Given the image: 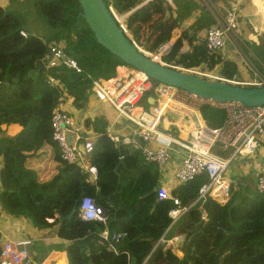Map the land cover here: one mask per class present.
<instances>
[{"label":"trees","instance_id":"16d2710c","mask_svg":"<svg viewBox=\"0 0 264 264\" xmlns=\"http://www.w3.org/2000/svg\"><path fill=\"white\" fill-rule=\"evenodd\" d=\"M144 1L103 0L118 14L130 12L125 18L126 27L134 42L149 53H156L169 43L173 29L192 20L161 60L185 69L200 65L213 69L219 65L227 78L237 74L233 63L209 53L203 45L193 44L199 32L214 24L206 10L195 15L201 8L200 1L170 0L169 4L166 0H150L140 6ZM27 2L49 27L43 38L28 35L22 27L21 14L13 12L10 5L0 6V126L17 124L22 128L14 138H0V212L61 240L60 248L66 253L68 264H129L131 257L138 264L147 257L145 264H264V196L255 190L253 193L239 186L231 190L224 204L205 199L191 206L181 233L187 239L193 234L195 224L201 220L199 205L207 222L202 223L197 237L181 249L183 257L179 259L164 245L154 248L171 224L168 212L173 208L170 201L157 198L159 173L155 165L126 146L116 148L107 136L108 122L104 118L84 121L85 128L97 137L89 158L97 171L95 184L78 167L60 159L50 126L58 98L68 95L74 99L75 108L82 109L91 93L92 81L112 79L116 67L125 65L97 44L81 16L75 25L81 11L76 0ZM20 31H26V38ZM182 41L190 47L185 54L179 53ZM50 44L62 46L80 72L60 66L28 75ZM254 55L264 63V49H255ZM47 75L57 81V87L46 84ZM156 85L151 81L152 89L140 100L144 108L149 107L145 99L154 96ZM199 112L211 128L223 123L221 110L202 106ZM44 145L54 149L59 167L50 180L39 182L34 171L20 164L17 151L35 154ZM120 157L124 165L116 174L113 169ZM206 179L205 174L197 176L175 187L171 195L182 206H189ZM83 197L92 198L104 208L109 234L125 232V238L116 244L103 241L99 237L105 229L101 222L80 220L77 207ZM73 208L72 219H59L58 210L66 216Z\"/></svg>","mask_w":264,"mask_h":264},{"label":"built area","instance_id":"2783aa9c","mask_svg":"<svg viewBox=\"0 0 264 264\" xmlns=\"http://www.w3.org/2000/svg\"><path fill=\"white\" fill-rule=\"evenodd\" d=\"M207 4L209 0H201ZM234 0L230 4L209 9L214 24L203 29L196 36L194 45H203L206 50L221 60L240 62L249 66L253 58L263 69V73L254 68L253 76L234 75L227 78L221 74L219 65L209 69L207 65L185 69L179 64L165 63L161 60L171 48V42L161 46L156 53H145L140 50L125 24L130 13L118 14L113 6H107L108 12L122 33L145 56L153 61L200 78L219 81L245 87H261L264 85V63L249 49L241 46L236 35L241 15L240 3ZM170 4V0H166ZM147 3L144 1L140 6ZM138 6V7H140ZM132 12V11H131ZM200 13V9L197 10ZM19 34L26 38V33ZM245 49V50H244ZM190 47L183 46L179 53L185 54ZM246 51V52H245ZM43 69L48 70L64 66L79 73L76 61L67 56L62 46L50 44L41 59ZM126 73L104 80H93L91 94L100 107H109L115 112L116 121L123 122L125 134L107 128V136L116 148L126 146L138 152L147 163L154 164L160 177L172 176L177 186L192 181L197 176L206 175V182L200 186L195 202L182 206L177 197L171 195L166 183H159L158 200H168L173 208L168 217L171 224L185 215L189 208L197 202L210 199L224 204L237 184L228 175V170L236 160L250 161L254 176V190L264 196V105L248 107L240 102L218 103L190 94L176 87L158 84L153 90L149 107L139 106L140 100L152 89L151 80L143 71L124 66ZM261 69V70H262ZM258 74H257V73ZM45 82L50 87H57V81L46 76ZM146 97V100H148ZM148 102V101H147ZM74 99L68 95L58 98L57 106L51 116V139L56 144L60 159L68 165H75L83 176L92 184L97 181V171L90 165L89 158L97 137L87 130L83 121L77 122L70 115L68 108ZM209 106L224 112L223 123L215 128L206 125L200 115V108ZM122 159V157H120ZM201 219L207 222L206 214L201 210ZM78 218L85 222H101L105 229L99 235L101 240L116 244L125 238V232L109 234L106 228L107 215L104 208L90 197H83L77 207ZM49 223L52 220H47ZM163 237V236H162ZM162 237L159 242H162ZM36 239L23 237L0 242V264H34L33 248ZM145 259L143 264H145ZM59 257L48 264H59Z\"/></svg>","mask_w":264,"mask_h":264},{"label":"crops","instance_id":"0c3cea01","mask_svg":"<svg viewBox=\"0 0 264 264\" xmlns=\"http://www.w3.org/2000/svg\"><path fill=\"white\" fill-rule=\"evenodd\" d=\"M201 7L206 6V11H209L212 7H219L223 4H230L234 0H209L207 4H203V1L199 0ZM240 10L241 15L239 19V27L236 35L241 41V46L247 47L250 52L254 54L255 49H264V0H242L240 3ZM211 15V13H210ZM212 16V15H211ZM213 18V17H212ZM192 20L187 21L185 25H180L179 28H175L171 31V40L170 42H176L178 39L181 38L185 28L190 25ZM26 30V29H25ZM28 31V30H26ZM30 33V32H29ZM197 36V35H196ZM196 40V38H195ZM186 42L182 41V47L187 46ZM237 68L236 75H247L246 68L240 62H232ZM257 64V70L259 71L262 67ZM241 65V66H240ZM245 69V70H244ZM116 75L123 76L126 73L124 66H117L116 67ZM252 72L251 69H248ZM253 73V72H252ZM252 76V75H251ZM116 77V76H115ZM146 101V99H145ZM148 103H150V99L148 98ZM143 101L139 103V106H142ZM68 111L71 116L75 115L77 118H80L78 122H81L86 119H94V118H104L108 122V128L112 127L115 131H120L118 134H125L128 132V129L123 128V122L120 120H115V112L112 111L109 107H100L98 106L97 102L95 101L94 97L90 93L88 96L87 102L84 104L82 109L77 110L74 105L68 108ZM0 129L2 131L0 138L3 137H10L14 138L17 136L22 128L17 124H10V125H1ZM264 146V145H261ZM55 151L48 145H44L40 148V150L35 154H25L28 157L23 162L24 167L28 170H32L35 172L37 179L39 182H46L50 180L52 176H54L57 171L59 164L54 160ZM30 162V163H29ZM247 161L238 160L232 163L230 169L228 170V175L235 180L237 184V188L242 187L245 189H249L254 193V176L252 174V166H250ZM29 164V165H28ZM1 167V166H0ZM159 183H166L168 190L172 192V190L177 187L176 182L174 181L172 176L168 177H160L159 175ZM7 216L4 213H0ZM9 217V216H8ZM11 219V218H10ZM16 222H22L19 219L15 220ZM186 224L185 215L181 216L175 223L170 224L169 227L166 229L165 233L162 237V242L159 241L154 246L157 245H164L165 248L169 249L177 258L181 259L183 257V253L181 249L183 247H187V238L186 236L181 233L182 226ZM33 228V227H32ZM34 229V228H33ZM200 232V229H199ZM4 236V235H3ZM2 236V237H3ZM0 238V242L2 240H11L19 238L17 235H11L9 238ZM55 238L59 243L63 244L61 240ZM55 251L51 254H48L40 264H48L50 261L53 262L55 259L51 260L54 256H59V264L65 261L68 264L67 255L64 251L55 247ZM34 264L36 263V258L33 256Z\"/></svg>","mask_w":264,"mask_h":264},{"label":"water","instance_id":"95a60500","mask_svg":"<svg viewBox=\"0 0 264 264\" xmlns=\"http://www.w3.org/2000/svg\"><path fill=\"white\" fill-rule=\"evenodd\" d=\"M76 1L81 11L78 14L75 25L79 22L78 18L81 16L99 46L104 48L125 66L143 71L151 81L176 87L195 96L206 100H213L218 103L240 102L248 107H260L264 105V85L261 87L232 85L219 81L206 80L191 73H185L163 66L137 50L129 38L118 28L103 0ZM148 1L150 0H146V2ZM205 9L206 6H202L200 12ZM167 17L168 14L165 15V19ZM173 43L174 42H171L169 47ZM42 69V62L38 61L36 63V68L30 71L28 75L37 73ZM17 154L20 157V164L23 165V162L28 156L21 154L19 151H17ZM123 165V160L119 159L113 172L117 174L118 168ZM58 214L61 221L70 220L75 215V208H73L66 216H61L59 210ZM202 223L203 220L201 219L195 224L193 234L187 239L188 245L199 234V229ZM129 264L138 263L134 257H131Z\"/></svg>","mask_w":264,"mask_h":264},{"label":"rangeland","instance_id":"374dc122","mask_svg":"<svg viewBox=\"0 0 264 264\" xmlns=\"http://www.w3.org/2000/svg\"><path fill=\"white\" fill-rule=\"evenodd\" d=\"M9 5L13 9V12L16 13V11H17L21 14V17L23 20L22 27L24 29L28 30L27 32L25 31L28 35L35 34L40 38H43L45 36V31H47L49 29V27L41 18H39L38 14L36 12V9H34L32 7L31 3L27 2V0H0V6L1 7H5V6H9ZM199 14L200 13L197 12L195 15H199ZM129 35H130V38H132L131 33ZM147 37H149V36H147ZM170 41H172V40H170ZM137 46L140 48V50L142 52L147 53V51L144 49V47L142 45L138 44ZM253 58L249 59V66H245L246 73H248L249 76H251V75L253 76V73L250 72L248 69L257 68V64H256L257 62ZM260 72L263 73V69L259 70V74H260ZM1 89L3 90L2 92L6 91L5 86H3ZM73 118L75 121L80 119V118H77L75 115H73ZM236 161H238V160H236ZM247 162L250 163V161H247ZM249 165L254 167L256 164L255 163L252 164V162H251ZM256 194L259 195L258 193H256ZM32 227L33 226L29 222H16L15 220L10 219V217L5 216L3 214H0V238L3 235L4 236L2 237V239L3 238H9V236H11V235H14V236L17 235L19 238L33 237L34 239L37 240V242L35 243V246L33 248V256H35V258H36L35 264H40V262L48 254H51L52 252L55 251L54 250L55 247H58V249L61 250L60 247L62 245L55 238H52V236H50V233L37 231L35 228L33 229ZM57 257H59V256L56 255V256L52 257L51 260H53Z\"/></svg>","mask_w":264,"mask_h":264},{"label":"bare ground","instance_id":"6f19581e","mask_svg":"<svg viewBox=\"0 0 264 264\" xmlns=\"http://www.w3.org/2000/svg\"><path fill=\"white\" fill-rule=\"evenodd\" d=\"M263 14H264V11H263Z\"/></svg>","mask_w":264,"mask_h":264}]
</instances>
